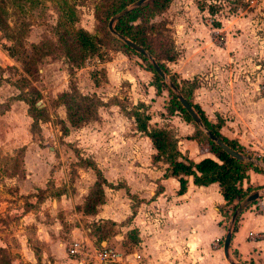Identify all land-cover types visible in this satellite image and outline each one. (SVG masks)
<instances>
[{
  "label": "crops",
  "instance_id": "1",
  "mask_svg": "<svg viewBox=\"0 0 264 264\" xmlns=\"http://www.w3.org/2000/svg\"><path fill=\"white\" fill-rule=\"evenodd\" d=\"M185 8L183 1L174 0L166 13L178 53L167 68L178 76V82L191 85L192 103L204 112L211 124L220 123L219 132L224 138L243 153L264 159V40L254 41L246 34L230 35L229 41L216 45L213 36L219 33L217 29L210 30L209 24L202 20L206 17L204 10L193 4L189 14ZM5 59L9 65L16 64L9 54ZM88 60L75 74L77 89L82 95L96 96L103 104L97 107L94 120L79 128H72L66 121L64 106L54 103L61 93L69 92L67 78L65 85L60 83L58 91L54 85L57 79L51 81L46 76L49 69L54 70L55 63L47 65L46 71H39L45 73L42 84L46 89L42 91L35 86L40 99L44 100L41 108L36 103L35 106L44 109L49 119L38 121L34 129L24 101L26 89L19 91L13 84L0 85V172L15 188L11 189L12 194L6 195L15 201L12 205L17 206L9 216L22 211L18 223L13 224L14 230H19L12 236L25 231L32 240L29 243L26 239L23 247L16 250L21 258L17 264L37 263L30 245L35 244L33 242L40 250L38 255L42 262L87 264L85 257L77 259L68 255V243L66 246L62 243L58 215L54 214V231H50L51 223L37 220L51 195L61 199L54 201L58 211L67 206L82 207L96 181L91 168H82L84 172L88 170L84 174L90 176V183L81 201H75L80 195L79 188L72 195L62 186L61 175L65 171L63 165L60 170L57 165L58 140L82 148L84 153L80 158L94 163L108 184L103 187V203L96 207V212L85 214L82 207L80 216L90 222L123 226L122 233L106 239H97L90 229L73 226L69 243L86 240L94 246L116 249L122 259L110 264H136V255L140 256L142 264H229L222 247H216V241L223 240L226 234L223 213L228 208L219 185L197 186L192 177H186V189L179 194V178L164 177L168 164L154 161L156 151L150 139L138 132L130 111L138 108L137 111L148 118L149 128L170 131L183 158L198 163L205 158L217 160L215 156L204 145L187 139L194 135V126L178 112H168L169 100L164 97V91L159 93L153 85L154 76L150 71L138 64L123 72L115 61L106 62L100 68L106 71L107 83L97 86L87 71L88 66L93 65V61L89 64ZM55 66L56 75L60 77L64 71L58 64ZM114 78L130 85L126 93L118 94L115 87L119 84ZM125 95L129 96L132 106H138L130 109L122 105L124 98H128ZM26 99H31L27 93ZM56 116L68 128L67 135L59 131ZM21 149L20 173L4 174L6 162ZM49 179L54 182L47 189ZM117 185L120 186L115 188ZM240 186L243 190L251 189L249 194L264 190V172L249 168ZM36 190L44 192L43 199L38 200L33 195ZM28 195L27 202L33 208L24 212L19 205L25 203L23 197ZM259 205L261 210H258ZM250 232L264 233V196L244 209L236 221L229 246V256L236 264H264V239L252 240L248 237ZM10 235L8 232L0 234V247L15 243L9 239ZM5 238L8 241L2 243ZM65 256L70 260H65Z\"/></svg>",
  "mask_w": 264,
  "mask_h": 264
},
{
  "label": "rangeland",
  "instance_id": "2",
  "mask_svg": "<svg viewBox=\"0 0 264 264\" xmlns=\"http://www.w3.org/2000/svg\"><path fill=\"white\" fill-rule=\"evenodd\" d=\"M174 1V0H172ZM185 3V10L187 13L190 14V7L194 5L200 6L206 13V17L202 20L209 24L210 30L217 29V36L214 37V44L219 45L224 44L225 42L230 40L231 36H240L246 34L252 40H264V0H180ZM111 0H0V9L2 10V15L5 20V23L8 25L9 31L4 29H0V85L3 84H13L15 87L19 88V91H24V98H26V93L34 99L35 95L33 93H28L31 88L37 90L44 91L46 88L44 87V83L42 84V77L45 78V73H40L39 71L45 70L48 66L52 63L58 64L60 70L64 71L66 74H62L60 77L56 75V67L54 64V70L51 71L50 69L47 71L46 76L50 77L51 81L56 80L55 86L58 91L61 90L60 83L65 85L66 78L68 81V88L70 82L75 78V74L80 68L85 67L86 65L83 64L82 67L77 68L74 71V75L68 76L66 72L67 64L65 63V57L62 48L58 42V35L61 31L70 30L81 28L88 33L92 34L98 40L101 52L99 57H93L88 60L89 64L93 61V65L88 66L90 70H87L90 74L91 78L96 81L97 86H103L107 83V76L106 71L103 68H100L106 62L115 61L117 68L120 71L127 72L131 70V67H135L138 64L145 68L144 62L138 58L134 54H124L123 52L119 51L117 46H115L109 39L107 32L108 25L105 27L102 14L103 11L109 6ZM252 2V3H251ZM168 10V9H167ZM167 10L164 14L156 17L155 19L151 20V23L158 24V23H166V27L168 32H164V35L158 34V31H154V35L151 36L155 46L157 47V51L159 52V45L162 42H165V39L168 37L171 38L173 44V34L170 28V21L168 16L166 15ZM177 12V9L175 10ZM202 13V12H200ZM74 20L71 21V20ZM219 27V28H218ZM220 29L222 32H220ZM223 33V34H220ZM226 33L229 35L227 36ZM13 34L18 39H21L26 46L27 49L29 48V44H35L38 48H40L39 56V64L36 65L35 69L37 70V80L32 81L30 78L28 82L30 86L27 85V82L24 81V78L27 77L22 70V65L16 58H13L16 64L9 65V61L5 58L8 56L7 49L14 45L13 41L7 39V35ZM111 35V34H110ZM174 47V44H173ZM175 55L178 56L177 51L173 50ZM161 54V52H159ZM163 58V54H161ZM163 65L167 68L169 62L162 61ZM122 68V69H121ZM168 69V68H167ZM46 71V70H45ZM169 74L173 76L177 81L179 80L176 74H172V71L169 70ZM66 76V77H65ZM154 77L152 78L153 81ZM119 86L115 87V90L119 93H126V91L130 88L129 84L125 80H121L118 82L114 78ZM7 86V85H5ZM37 88H36V87ZM191 85L183 86L185 89L190 87ZM38 91V90H37ZM161 91L165 92L164 97L167 100H170V96L168 92L164 89H160ZM3 95L6 94V91L3 90ZM114 93V92H113ZM117 94V95H118ZM20 96V95H19ZM114 97V96H113ZM122 105L126 108H133L137 107L132 106V102L129 100V96L125 95ZM42 101L40 97L36 101V105L38 107H42ZM61 104L59 97L56 102L54 103ZM168 103V101H167ZM62 105V104H61ZM1 111V108H0ZM56 116L55 122L58 124V129L62 133V121H60ZM181 117V116H180ZM60 144V151H56V158H57V165L59 166V170L61 166H64V173L61 175L62 177V186L67 191H71L72 195H74L77 188H79L80 195L77 198L78 203L81 201L82 195H84L85 190L87 189L90 183V176L87 174L85 175L84 170L86 169V161L83 160L81 154L84 152L82 148L74 147V144L67 143L63 140H58ZM23 150H18L14 155V158H11L8 162H6V168L4 174L8 176H14L15 174L20 173L21 164L19 162V158L22 155ZM246 156H251L257 158V156L248 154V153H241ZM10 159V158H9ZM63 159V160H60ZM8 160V159H7ZM6 160V161H7ZM62 161V162H61ZM1 171V170H0ZM88 172V170H87ZM86 172V173H87ZM0 172V234L4 232H8L13 242L15 243H5L7 242V238H5L4 248L0 247V264H17L21 258L16 254V250L18 248H22L24 241L28 239L29 243H32L30 237H27L25 231L19 233L20 235L12 236L13 232L18 230H14L13 226L18 223L20 219V211L18 214L15 213L13 215L9 212L14 210L17 206H13L12 204L15 201L8 199L6 195L7 193L12 194L11 189H15L12 184H9L8 180H6ZM60 177V180H61ZM81 179L82 182L79 180ZM53 180L49 179L48 183L46 184L47 189H50L53 186ZM93 189V187H92ZM46 191V190H45ZM43 191L34 192L33 195L37 197L38 200L44 198ZM28 196H24L23 198L25 203L19 205L22 207L23 211L26 212L30 208H33V205L27 202ZM75 198V196H73ZM36 200V199H35ZM61 201L58 198V195H51V197H47V202L42 209V214L37 216V220L40 222H49L51 223L50 231H54L52 226H56V220L54 214L58 215V224L61 226L60 230L62 233V243L66 246L69 242L72 241L73 235H71V231L76 227H82L84 230L90 229L92 230L93 234L96 236L97 239L99 238H111L118 233H122L121 227L123 226H113L109 222L100 223V222H90L87 221L83 216L79 214L81 212V206H67L68 208L57 210V203L55 204L54 201L57 202ZM74 201V199H73ZM65 207V206H64ZM77 214V216H73ZM15 215V216H14ZM72 215V216H71ZM71 216V217H70ZM226 220V219H225ZM229 221L226 220V228L227 229ZM14 224V225H13ZM58 227V226H57ZM91 234L94 238L95 236ZM1 238V237H0ZM95 238V239H96ZM35 244H30L32 248V252L37 256V263L36 264H53L51 260L43 262L39 257L40 250L37 248L36 242ZM15 244V248L14 245ZM223 244V242H222ZM1 245V244H0ZM67 246V247H68ZM222 247V245H221ZM13 249V251H12ZM127 250V247H124ZM83 258L85 261L88 262V258L86 256L76 257L77 259ZM65 260H70L65 256ZM73 260V259H72ZM20 264H28V262H21Z\"/></svg>",
  "mask_w": 264,
  "mask_h": 264
},
{
  "label": "trees",
  "instance_id": "3",
  "mask_svg": "<svg viewBox=\"0 0 264 264\" xmlns=\"http://www.w3.org/2000/svg\"><path fill=\"white\" fill-rule=\"evenodd\" d=\"M136 1L138 0H111L109 6L102 14V20L105 27H107L109 20L114 15ZM171 2L172 0H148L117 21L115 24V30L118 34L144 48L155 59L161 70L179 89L183 97L196 111L208 130L233 150L243 153L234 143L230 142L220 134L219 129L221 125L219 122L217 124H211L206 119L204 112L197 105L192 103L191 86L189 87L190 89L188 88L189 90L185 89L183 86L187 83L183 81L178 82L169 74L168 69L162 63V61L173 62L175 60L176 55L173 51L174 47L171 38H166L165 42L160 43L158 46L160 49L159 52L164 56L163 58L161 57V54L157 51V47L151 39V36L154 35L155 30L158 31V34L164 35V32H168V29L166 23L154 24L151 23V20L164 14L169 8ZM201 9L202 8L200 7V10ZM71 21L74 22L73 19ZM0 29L9 31L1 9ZM107 35L108 39L117 46L119 51L124 54H134L144 62L146 70L150 71L154 76L152 83L157 91L159 92L160 89H165L170 96L169 105L167 107L168 112L170 114L178 112L185 121L194 126V135L188 136L187 139L194 140L198 144L204 145L208 152L212 153L217 159L213 160L205 158L198 163H194L183 158L177 150L176 140H174L172 133L165 128H149L148 118L140 114L137 111L138 108H135L130 111V114L134 118L138 132L144 133L150 139L152 146L156 151L153 157L154 161H163L168 164V169L164 177L179 178V194L184 193L186 189V177H192L194 184L197 186H207L212 183H217L226 202V207H228L223 213V216L229 221L237 206L251 191V189L248 188L243 190L240 186V182L245 177L246 171L249 168H252L255 171L264 172L263 169L233 159L211 142L202 131L197 128L190 116L182 108L175 95L156 74L147 59L135 53L127 45L116 37L110 35L108 32ZM6 37L8 40L14 42V45L7 49L8 54L10 57L19 60L22 65L23 73L27 76L24 78V81L30 86L28 82L29 79L26 78H30L32 81H38L37 70L35 67L39 64V56H41L40 48L35 44H29V48L27 49L26 44L13 34L7 35ZM58 42L64 53L68 76L74 75V71L77 68L82 67L86 60L100 56L101 47L96 37L81 28L61 31L58 35ZM94 82L97 84L96 81ZM28 93H33L37 99L40 97L39 92L34 88H31ZM58 97L65 108L66 121L72 128L82 127L84 124L94 120L97 107L103 104L94 95H82L77 89L75 78L69 84V92L61 93ZM24 101L28 104L29 114L33 119V129L36 128L38 121L43 122L49 119L44 109H38L35 106L36 101L34 99L27 100L24 98ZM61 123L63 124L62 134L65 136L68 133V128L65 126L64 122ZM258 159L264 162V159ZM85 167L91 168L95 172L96 181L93 184V189L85 199L83 212L85 214H94L96 212V207L103 203V187L108 184L94 163L86 161ZM119 186L120 185H117L115 188H118ZM235 228L236 223L234 225V230Z\"/></svg>",
  "mask_w": 264,
  "mask_h": 264
},
{
  "label": "water",
  "instance_id": "4",
  "mask_svg": "<svg viewBox=\"0 0 264 264\" xmlns=\"http://www.w3.org/2000/svg\"><path fill=\"white\" fill-rule=\"evenodd\" d=\"M148 0H138L131 4L130 6L126 7L124 10L120 11L116 15H114L108 22V31L110 34L114 37H116L118 40L123 42L125 45H127L130 49H132L135 53L141 55L147 61L151 64L152 68L156 72V74L162 79V81L167 85V87L171 90V92L175 95L178 102L181 104L182 108L186 111V113L190 116L194 124L197 126V128L202 131V133L216 146H218L222 151H224L227 155L232 157L233 159L242 162V163H249L252 164L255 167H259L264 170V162L259 160L258 158H254L251 156L243 155L232 148H230L228 145H226L222 140H220L218 137H216L210 130L207 129L206 126H204L203 122L201 121L200 117L196 113V111L191 107V105L188 103V101L183 97L179 89L169 80V78L164 74V72L161 70L158 63L155 61V59L141 46L137 45L136 43L130 41L129 39L125 38L124 36L118 34L115 30V24L117 21H119L122 17L130 13L132 10L138 8ZM261 196H264V190L261 191H255L251 194H249L247 197L243 199V201L240 202V204L237 206L235 211L233 212L232 216L230 217L226 234L223 239V254L226 259V261L229 264H236L234 263L230 256H229V246L230 241L232 237V233L234 231V225L239 217V215L242 213L244 209H246L249 205L254 203L257 199H259Z\"/></svg>",
  "mask_w": 264,
  "mask_h": 264
},
{
  "label": "built area",
  "instance_id": "5",
  "mask_svg": "<svg viewBox=\"0 0 264 264\" xmlns=\"http://www.w3.org/2000/svg\"><path fill=\"white\" fill-rule=\"evenodd\" d=\"M258 208V210H261L260 205ZM248 237L252 240H260L264 239V233L250 232ZM222 242V239H218L216 241V247H221V245H223ZM67 253L72 257L86 256L88 258V262H97L100 264L117 263L122 259V254L116 249L105 246H94L88 243L86 240L74 241L70 243L67 247ZM136 260V264H142L139 262L140 256L136 255Z\"/></svg>",
  "mask_w": 264,
  "mask_h": 264
}]
</instances>
